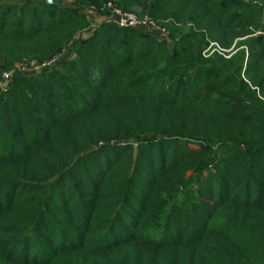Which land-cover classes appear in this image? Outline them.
Instances as JSON below:
<instances>
[{"label": "trees", "instance_id": "1", "mask_svg": "<svg viewBox=\"0 0 264 264\" xmlns=\"http://www.w3.org/2000/svg\"><path fill=\"white\" fill-rule=\"evenodd\" d=\"M107 1L0 0V80ZM114 1L170 39L102 24L0 93V264H264V0Z\"/></svg>", "mask_w": 264, "mask_h": 264}, {"label": "built area", "instance_id": "2", "mask_svg": "<svg viewBox=\"0 0 264 264\" xmlns=\"http://www.w3.org/2000/svg\"><path fill=\"white\" fill-rule=\"evenodd\" d=\"M108 8V13H101V19H104L107 24L115 25L118 27L124 28H139L146 30L147 33L152 34L153 36L159 38V40H169L170 36L165 27L159 25L155 20H153L149 15H142L139 11H125L121 9L117 3L113 0H108L103 9ZM83 11L86 15L92 20V17L99 18V12L94 7L84 8ZM93 24H91V27ZM61 54V53H60ZM55 55L49 60L45 61L42 64L32 62L33 69L32 72L41 70L47 65L57 66L59 64L54 63L55 59L60 55ZM31 72V73H32ZM17 73L12 68L5 69L2 73V78L0 80V93L6 91L8 88V83L14 78Z\"/></svg>", "mask_w": 264, "mask_h": 264}, {"label": "rangeland", "instance_id": "3", "mask_svg": "<svg viewBox=\"0 0 264 264\" xmlns=\"http://www.w3.org/2000/svg\"><path fill=\"white\" fill-rule=\"evenodd\" d=\"M110 1V0H109ZM114 1V0H113ZM133 10L135 11H142V8L141 7H135L133 8ZM107 14L108 13V8L107 9H102L99 13V15H97V17L99 18H94L92 17V20H91V24H93L92 27H90V29H87L86 31H84L83 33L79 34L76 39L74 40H71L66 48L63 50V52L55 59L54 63L56 64H59L60 62H65L67 60H69L70 58H73L75 56V52H76V48L78 47V40L80 38H90L92 37L99 29L100 27L106 23V21L104 19H101L100 18L102 17L101 13H104ZM263 27L261 28V32L264 34V14H263ZM111 25V24H109ZM131 29H135V30H138L142 33H146V30L144 29H139V28H131ZM167 44H169L170 46H172V42H167ZM210 48V47H209ZM208 48V49H209ZM229 51V50H228ZM32 62L30 60H22L20 62H18L17 64H15L14 66L12 67H9V68H12L15 73H19V74H31L32 70L33 69V64H31ZM1 61H0V65H1ZM47 67H56L55 65L54 66H51V65H47ZM9 68H6V69H9Z\"/></svg>", "mask_w": 264, "mask_h": 264}, {"label": "water", "instance_id": "4", "mask_svg": "<svg viewBox=\"0 0 264 264\" xmlns=\"http://www.w3.org/2000/svg\"><path fill=\"white\" fill-rule=\"evenodd\" d=\"M48 2L55 3V2H57V0H48Z\"/></svg>", "mask_w": 264, "mask_h": 264}]
</instances>
